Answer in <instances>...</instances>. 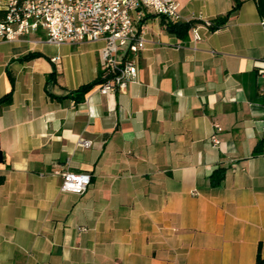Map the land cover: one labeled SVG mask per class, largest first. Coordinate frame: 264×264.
Returning <instances> with one entry per match:
<instances>
[{
    "label": "crops",
    "instance_id": "obj_1",
    "mask_svg": "<svg viewBox=\"0 0 264 264\" xmlns=\"http://www.w3.org/2000/svg\"><path fill=\"white\" fill-rule=\"evenodd\" d=\"M177 1L185 36L147 13L135 80L80 102L103 41L0 38V264H264L262 16L242 0L212 30L233 0ZM63 170L90 185L61 190Z\"/></svg>",
    "mask_w": 264,
    "mask_h": 264
},
{
    "label": "built area",
    "instance_id": "obj_2",
    "mask_svg": "<svg viewBox=\"0 0 264 264\" xmlns=\"http://www.w3.org/2000/svg\"><path fill=\"white\" fill-rule=\"evenodd\" d=\"M147 13L172 22L181 19L177 0H5L0 2V38L11 41L43 30L45 41L51 44L101 40V81L95 88L101 93L124 92L137 77V53L145 46L141 27ZM192 35L200 37L196 27ZM255 67L264 74V59L255 61ZM215 129L220 126L215 124ZM212 139L216 141L214 134ZM78 144L86 147L90 141L79 138ZM57 172L63 191L83 193L91 183L87 172Z\"/></svg>",
    "mask_w": 264,
    "mask_h": 264
},
{
    "label": "trees",
    "instance_id": "obj_3",
    "mask_svg": "<svg viewBox=\"0 0 264 264\" xmlns=\"http://www.w3.org/2000/svg\"><path fill=\"white\" fill-rule=\"evenodd\" d=\"M233 6L231 10H229L226 14L222 16H218L213 22L212 25H210V29H215L221 24L225 23L228 19V17L233 13L235 10H237L241 3L242 0H233ZM256 1V6L261 14L262 17H264V0H255ZM161 22L164 24L165 28L167 31L183 37L185 36L188 28L192 24L193 21L189 22H184V21H178V22H172L171 20L166 19L164 16H161ZM39 55L37 52H29L23 56H21L19 59L24 60V59H29L33 56ZM55 71L51 72L49 77L54 78ZM9 81L11 83V88L10 90L2 95L0 97V108L8 105L12 101V92H13V84H14V77L11 74H8ZM101 81L100 74L97 78L93 79L90 82H87L85 84L80 85L78 88L75 90L70 91V95L74 97L75 101L80 102L84 99V95L90 91L93 87H95L99 82ZM264 145V142L259 140L257 144L254 146V149L252 151L253 154H257L261 152V147ZM226 167L224 166H217L212 173L209 176V182L212 186H217L220 185L222 182L224 175H225ZM257 263H264V259L260 257V253L258 252L257 254Z\"/></svg>",
    "mask_w": 264,
    "mask_h": 264
}]
</instances>
